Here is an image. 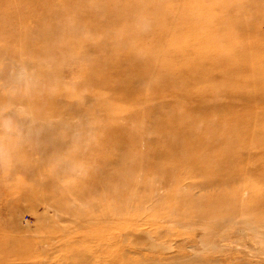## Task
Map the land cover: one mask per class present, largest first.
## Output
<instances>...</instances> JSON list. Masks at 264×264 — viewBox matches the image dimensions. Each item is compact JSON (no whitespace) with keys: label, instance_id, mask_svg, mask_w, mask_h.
<instances>
[{"label":"rangeland","instance_id":"374dc122","mask_svg":"<svg viewBox=\"0 0 264 264\" xmlns=\"http://www.w3.org/2000/svg\"><path fill=\"white\" fill-rule=\"evenodd\" d=\"M30 1L0 0V264H264V0H137L132 52L180 89L151 73L125 99L82 79L107 67L100 25L71 9L45 23L96 48L39 41V19L78 0ZM172 119L165 144L151 127Z\"/></svg>","mask_w":264,"mask_h":264},{"label":"bare ground","instance_id":"6f19581e","mask_svg":"<svg viewBox=\"0 0 264 264\" xmlns=\"http://www.w3.org/2000/svg\"><path fill=\"white\" fill-rule=\"evenodd\" d=\"M104 1L105 0H78L73 4H65L64 7H58V10L55 12H48L44 14L45 16L43 15L39 19V25L41 28L36 29V33L40 37L39 41H45L47 38L59 36L60 34H56L53 31L54 28H57L59 32L62 31V34L65 35V38H63L64 52L68 50V48H64L68 45H65V43L70 42L72 38H74L73 41H76V43L78 42L83 45L89 44L93 49H95L96 47L94 46L93 35L85 34L83 37H79V40L77 41V31L80 29H78L76 24L74 23L76 22V18L72 17V19H70L71 23L76 27H69L66 31L61 30L57 25H50L48 23H45L46 20L54 22L57 17L63 15V13L66 11L72 13V9L75 11V13L81 15L82 21L85 20V22L89 23V27L91 29L96 30L98 25H100L101 35H105L104 40L101 39V37L99 42L95 41L100 43V45L96 49H101V51L94 53L91 61L97 62L100 54L104 52V54L100 58L107 61V67H105L106 71H104L105 69L93 70L92 68H90L88 72H85V75L87 77H82L85 82L90 83V85H93L97 90L108 91L113 93L114 95L121 96L122 99H125L128 97H132V95H135L136 93H139L141 87L144 86V81L150 78L152 73L153 75L160 74L159 78L168 81V83L172 86V89L169 87H164L163 92L174 93L176 91H179L180 87L176 83H174L171 78L172 75H166L167 73L163 71H155L154 61L157 60V58L153 59V57L155 56L153 53H150L146 56L136 57L132 52L135 49L133 39L135 38V36H138L137 34H139V32L142 30L138 26V24H140L139 22L144 19L143 11H145L146 9L141 6L137 0H114V2L110 4H104ZM36 2H40V0L30 1V3ZM151 6H154V4H152ZM157 18L158 19L156 20L158 21L161 16H158ZM144 20L147 21V19ZM133 21H135V24L133 23ZM214 21L216 22L215 28L217 34L222 36L227 19L223 14H220ZM172 22L173 20L171 19H163L160 23V30L164 31L165 36H167L168 38L174 40L175 42H179L182 40L181 35L183 33L178 29L177 26L173 25ZM222 23L224 24V26L222 25ZM114 27L120 28L121 32H119V38H115V40H112L109 38V36L110 31H112ZM173 30H176V32L173 33ZM105 53L107 55H105ZM154 53L157 54V51H155ZM110 61L112 65L109 66L108 63ZM122 64L124 66V70L121 72L118 71V66ZM183 64L187 65L186 63H182L180 65L181 72L178 74L179 76L174 75L175 80L181 83L184 82V77L182 78V74L185 73L186 70L188 71L186 74L191 73V64L188 65V69L183 67ZM179 79H181V81H178ZM109 81L118 82L113 83L112 86H108L107 83ZM151 87L153 88L154 86ZM153 90L154 88L152 89V91ZM34 99L35 97L32 96L31 101ZM178 101L183 102V99L179 98ZM44 102L45 100L42 99V103ZM159 110L163 109L161 108ZM186 110L187 113L191 116V109L186 106ZM175 122L176 120L172 119L170 121V124L162 123L163 125L157 127L153 125L151 129H154L155 135L159 137L160 141L165 144L168 142L170 143L178 141L180 140L179 137L169 133V130L172 129V125ZM128 133L133 134V132L129 131ZM114 140L119 145L125 143L124 136L122 138H115ZM125 145L126 146L124 149H130L133 147H130L126 143ZM160 148L165 149V151L168 150L167 146H160Z\"/></svg>","mask_w":264,"mask_h":264}]
</instances>
